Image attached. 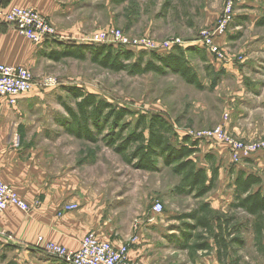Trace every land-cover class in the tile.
Returning a JSON list of instances; mask_svg holds the SVG:
<instances>
[{
	"label": "rangeland",
	"instance_id": "374dc122",
	"mask_svg": "<svg viewBox=\"0 0 264 264\" xmlns=\"http://www.w3.org/2000/svg\"><path fill=\"white\" fill-rule=\"evenodd\" d=\"M58 1L55 20L60 37L50 52L60 51L63 44L80 45L91 33L111 29L156 44L179 39L201 87L173 73H115L89 59L56 62L48 51L35 67L42 72L33 75L37 85L21 104L22 121L13 134L19 137L14 147L17 156L9 155L0 165V179L31 207L35 198L34 203L41 198L34 196L33 187L50 188L59 182L99 222L119 230L132 229L126 237H139L141 227L143 237L151 231V235L170 238L176 246L173 249L178 248L177 253L186 255L191 264H200V259L192 258L201 251L192 247L202 242L210 246L205 252L216 253L218 264H264V252L255 242L253 218L230 207V184L238 172L260 177L264 194V153L235 164L222 145L197 141L191 159L197 169L206 171L207 179L211 169L216 171L215 186L202 198L178 195L173 189L181 176L170 168L159 164L156 172L135 170L102 143L70 140L64 131L70 120L63 107H74L67 89L77 87L135 114L161 115L179 137L188 131L212 129L223 123L227 113L225 125L233 137L246 143L264 139V0ZM229 3L232 21L218 41L223 59L217 60L196 43L203 31L216 26ZM133 53L135 58L141 55L137 50ZM150 53H143L144 61L151 59ZM44 77L54 79L55 85L41 88L38 83ZM156 202L163 206L160 214L152 212ZM205 203L208 211L201 210ZM189 215L207 216L222 245L217 246L202 228H192L195 222ZM3 240L0 264H60L36 247ZM184 242L188 250L180 246Z\"/></svg>",
	"mask_w": 264,
	"mask_h": 264
},
{
	"label": "trees",
	"instance_id": "16d2710c",
	"mask_svg": "<svg viewBox=\"0 0 264 264\" xmlns=\"http://www.w3.org/2000/svg\"><path fill=\"white\" fill-rule=\"evenodd\" d=\"M60 51H51L48 57L54 61L64 58L90 62L111 72H126L130 75L154 73L177 74L187 84L201 87L197 75L184 58L179 46L166 54L151 52V59L138 58L134 51L106 44L68 43L61 45ZM74 107L63 105L70 123L64 131L71 137L91 144L102 143L120 157L123 163L135 170L156 172L159 164L170 168L172 173L181 176L180 184L173 189L178 195H191L202 198L215 186L216 171L211 169L207 179L204 169H197L192 155L195 154L197 141L186 134L178 136L172 125L161 115L135 114L125 108L114 106L96 94L86 93L77 87L67 89ZM230 184L233 188L230 207L240 210L253 218V232L257 246L264 252V194L261 192V178L254 174L238 172ZM209 205L203 204L201 210L208 211ZM192 228H202L217 246L221 241L213 231L211 220L207 216L195 217ZM191 237L190 234H188ZM186 241V240H185ZM180 245L188 250L185 244ZM210 248L207 242L196 243L192 250L205 251ZM61 264V263H60Z\"/></svg>",
	"mask_w": 264,
	"mask_h": 264
},
{
	"label": "crops",
	"instance_id": "0c3cea01",
	"mask_svg": "<svg viewBox=\"0 0 264 264\" xmlns=\"http://www.w3.org/2000/svg\"><path fill=\"white\" fill-rule=\"evenodd\" d=\"M1 1L4 8L17 6L35 10L52 23L60 37L57 29L59 25L55 20V14L59 10L58 0ZM52 43L35 45L20 36L12 27L2 26L0 28V63L26 67L32 71V75L35 76L36 73V76H40L42 72L35 70V67L41 60L43 61L42 54L50 52ZM27 95L19 101L16 107H9L6 100L0 98V165L7 161L9 155L17 156L13 147V134L16 133L22 121L21 104L24 103ZM69 139L75 140L72 137ZM32 191L35 197L41 198L37 203H34L37 201L35 198L32 207L29 205L30 212L23 213L16 208L9 207L0 216L1 242L4 243L3 239L7 240L8 237H11L13 244L34 247L37 238L41 237L46 242L56 243L69 250H78L81 240L89 232L95 233L98 239L109 242L114 247L120 246L123 239L132 232V229L130 231L129 228L119 230L111 224L99 222L96 214L85 204L79 203L76 197L69 196L68 191L65 187H61L59 182L50 188L33 187ZM18 192L25 196L20 188H18ZM66 204H76L78 208L59 215V209ZM146 227L152 228L151 225ZM139 229V240L129 252L131 260H136L141 264H191L186 255L177 253L178 248L177 250L173 249L176 247L174 240L170 241V238L151 235V231L149 235L143 237L141 235L142 228ZM6 243L9 245L11 242ZM205 251L198 252L197 256L192 259H200V264H218L216 253ZM166 253L174 257L165 255ZM166 258H168L167 261H165ZM175 260H177L176 263H174Z\"/></svg>",
	"mask_w": 264,
	"mask_h": 264
},
{
	"label": "built area",
	"instance_id": "2783aa9c",
	"mask_svg": "<svg viewBox=\"0 0 264 264\" xmlns=\"http://www.w3.org/2000/svg\"><path fill=\"white\" fill-rule=\"evenodd\" d=\"M231 21V4L229 3L216 26L201 33L196 43L197 46L217 60L223 59L218 41L225 36ZM2 26L12 27L20 36L35 45L59 39L52 23L35 10L17 6L4 8L0 0V28ZM81 43L120 46L131 51H148L156 54L169 53L173 47L181 45L179 39L156 44L148 38L128 37L117 29L93 32ZM36 85L37 82H35L31 71L26 67L0 63V98H4L9 107H16L19 101L31 93ZM38 85L41 88H49L55 85V81L51 77H44ZM227 120L228 114L225 113L223 123L220 125L197 133L188 131L186 135L194 141H207L222 145L231 162L235 164L251 159L259 153H264V139L249 143L236 139L229 133L225 125ZM18 144L19 137L15 136L13 147H17ZM9 207L16 208L23 213H28L31 210V207L0 179V216ZM77 208L76 204H66L59 209L58 214L62 215ZM162 210L163 206L160 202H156L152 206L154 214H160ZM8 240L12 241L11 237H8ZM138 240L137 235H130L123 240L120 246L114 247L111 243L98 239L95 233L89 232L81 240L78 250H69L56 243L46 242L41 237L37 238L34 247L61 264H141L129 258L130 249Z\"/></svg>",
	"mask_w": 264,
	"mask_h": 264
}]
</instances>
